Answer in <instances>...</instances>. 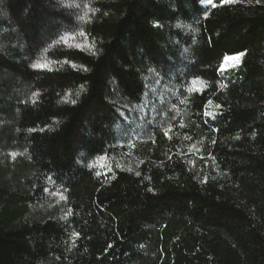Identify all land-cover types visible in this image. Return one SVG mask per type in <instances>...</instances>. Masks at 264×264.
Returning <instances> with one entry per match:
<instances>
[{
	"label": "trees",
	"instance_id": "obj_1",
	"mask_svg": "<svg viewBox=\"0 0 264 264\" xmlns=\"http://www.w3.org/2000/svg\"><path fill=\"white\" fill-rule=\"evenodd\" d=\"M0 264H264V0H0Z\"/></svg>",
	"mask_w": 264,
	"mask_h": 264
},
{
	"label": "snow or ice",
	"instance_id": "obj_2",
	"mask_svg": "<svg viewBox=\"0 0 264 264\" xmlns=\"http://www.w3.org/2000/svg\"><path fill=\"white\" fill-rule=\"evenodd\" d=\"M200 2L202 4L205 5V7L210 6L212 9L217 8L218 6H223V5H232L237 3V0H220V4L218 5L217 3L214 2V0H200ZM261 0H256V3H260ZM155 27H159L158 24L154 25ZM86 34L84 32L80 33V36H85ZM63 39V38H62ZM77 47H79V45H77ZM245 55V53L241 52L238 53L236 55L233 56H225L224 60L221 64V67L217 69L218 72H226L229 70V66H228V62H231L230 67L231 68H236L240 65L241 63V57H243ZM74 66V65H73ZM208 103H212V101H208ZM217 107L219 108L220 105H217ZM205 115H211V113H208L207 111L205 112ZM171 129H169L170 131ZM165 135H168V133L166 132ZM170 138V137H169ZM187 139V137H186ZM15 155V154H13ZM137 175H139V173H137ZM206 182V181H205ZM53 195H57V193H53ZM61 199H64L63 195H60ZM77 236L79 235L78 233L76 234Z\"/></svg>",
	"mask_w": 264,
	"mask_h": 264
},
{
	"label": "rangeland",
	"instance_id": "obj_3",
	"mask_svg": "<svg viewBox=\"0 0 264 264\" xmlns=\"http://www.w3.org/2000/svg\"><path fill=\"white\" fill-rule=\"evenodd\" d=\"M230 64H231V62H228V66H229V68H231V67H230Z\"/></svg>",
	"mask_w": 264,
	"mask_h": 264
}]
</instances>
